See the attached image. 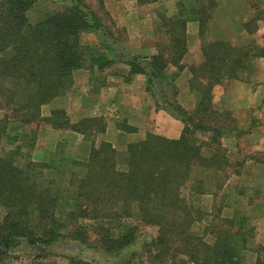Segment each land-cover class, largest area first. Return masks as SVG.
I'll return each instance as SVG.
<instances>
[{
    "label": "trees",
    "instance_id": "trees-1",
    "mask_svg": "<svg viewBox=\"0 0 264 264\" xmlns=\"http://www.w3.org/2000/svg\"><path fill=\"white\" fill-rule=\"evenodd\" d=\"M33 4L34 0L0 1V109L5 110L0 118V260L21 238L49 244L70 235L88 243L91 234L105 251L120 257L136 243L140 226H156L158 234L146 249L154 264H241L256 230L251 223L254 214L220 216L200 232L198 225L207 211L195 198L223 189L226 183L210 181L221 163L231 165L222 160L217 136L232 130L226 122L233 114L214 107L213 88L248 78L243 72L249 71L254 58L264 56V47L254 40L243 45L227 40L202 43L204 60L190 67L198 101L190 116L176 107L184 122L178 138L148 131L123 150L107 140L98 146L92 140L86 161L60 154L56 158V152L50 162L34 161L39 135L34 123L90 134L106 130L104 117L71 123L64 109L45 116L42 106L72 87L77 69L104 68L111 59L101 46L83 41L85 32L102 28L96 12L76 3L32 21ZM215 5V0H194L175 17L160 15L169 40L150 62L154 77H166L167 62L177 63L184 54L186 21L199 20L204 32ZM198 131L213 135L205 139ZM130 259L116 264H131Z\"/></svg>",
    "mask_w": 264,
    "mask_h": 264
},
{
    "label": "crops",
    "instance_id": "crops-1",
    "mask_svg": "<svg viewBox=\"0 0 264 264\" xmlns=\"http://www.w3.org/2000/svg\"><path fill=\"white\" fill-rule=\"evenodd\" d=\"M193 2L194 0H166V3L162 5V0L147 4H140L137 0H116L115 4L110 7V10L113 11L111 13L116 25L126 31L129 38L126 41H117V47L111 44L115 50L108 47L105 53L111 62L104 68L94 65L77 69L74 73L73 91L70 99L59 96L44 104L42 106L43 115L48 116L53 109H64L69 115L71 123L84 117L107 116V120L110 119L113 122L111 126L107 124L103 134H108L109 129L115 133L113 145L117 149V146H127L128 143L142 138L143 131H152L170 138L180 137L184 129L181 117H176L173 121L170 119L167 124L160 122L159 128L151 127L152 122L149 119L151 115L153 118L164 117L165 120L167 114L166 111L163 112V109L159 110L157 106V98L154 95L157 77H154L156 74L151 72L150 62L153 56L161 54V51L165 49V46L162 48L163 45L156 36L157 30L164 28L160 23V15L175 17L184 7L183 5L190 7ZM215 2L216 5L209 10L210 16L204 32L201 33L199 20L192 18L186 21L185 52L179 62H167L163 74L165 73L166 78L170 80L176 77L174 81L177 86L178 78L186 76L190 78L192 75L190 67L199 65L204 60L201 49L204 41L227 40L236 45H243L254 40L260 47L264 45V41L259 40L264 36V0L259 1L261 8L257 6L259 10L255 11L263 14L254 13L247 17L246 13L250 14L252 11L249 9L250 5H247L249 0H215ZM158 3L160 6L157 7L159 9L157 12L155 4ZM150 7V11H152L150 16L140 15V11ZM245 25L247 26L245 27ZM142 28H150L151 31L145 33ZM168 40L169 38H167V42ZM168 56L169 54L165 53V57L168 58ZM260 59L264 61V56ZM136 67H140L141 70H135ZM261 72L262 69H260V75ZM169 73L172 74V77L169 76ZM166 78L164 77V79ZM257 84L254 86L247 78L231 79L229 84H216L213 88V104L219 111L228 109L233 111V115L235 113L240 118L242 116L241 123L246 125L251 122L248 121V118L251 116L252 109L262 104L264 100V83L258 81ZM64 101L65 103L61 104ZM47 106H49V110L46 112ZM3 115L4 111L0 109V118ZM121 116H124L122 120L119 119ZM44 128L43 131L41 129L42 134L38 135L37 144L44 140L43 134H46L52 142L67 143L69 146L68 155L71 158L75 160L88 159L93 141L84 132L72 127L54 128L50 124ZM100 134L102 133L98 135ZM235 137L232 133L228 134L229 140H234ZM119 139H123L125 142L121 143ZM84 140L89 142V146L81 154L78 152L77 146L81 145ZM245 162L243 166L241 163L243 173L250 169L249 164L253 161ZM254 165L262 169L264 162L254 161ZM257 204L264 207V199L261 198ZM256 221L261 226L257 227L254 224ZM251 223L257 227L261 244H264V212L257 216L254 215ZM251 243L252 241L249 243L248 250H250Z\"/></svg>",
    "mask_w": 264,
    "mask_h": 264
},
{
    "label": "rangeland",
    "instance_id": "rangeland-1",
    "mask_svg": "<svg viewBox=\"0 0 264 264\" xmlns=\"http://www.w3.org/2000/svg\"><path fill=\"white\" fill-rule=\"evenodd\" d=\"M259 1L260 0H249L247 5H250L249 9L252 11L250 14L246 13V17L248 15H254V13H258L259 15L262 13L255 12L259 10L257 6L261 8ZM115 2L116 0H105L104 4H101L100 0H34V4L29 11V16L32 21H39L50 12L65 9L68 5L81 3L83 7H86L87 11L91 10L92 12H96L97 19L98 21L100 20L102 24V28H100L99 32L93 30L83 34L84 43L90 44L93 47L101 46L103 49L102 51H107L110 44L112 50H115L113 47H117V41H126L127 38H129L126 31L117 26L114 21V16L111 13L112 9L110 10V7L113 6ZM160 3L155 4L157 5L155 7L157 12L159 11L157 7L160 6ZM165 3L166 0H162V5ZM150 10L151 7L148 9L145 8L142 12L140 11V15L148 17L150 13H152ZM142 30L145 31V33L151 31L150 28H142ZM156 36L158 37V41H161L163 45L162 48L167 45L168 37L165 28L158 29ZM260 39L263 42L264 36L260 37L259 40ZM167 53L169 54V52ZM260 58L261 57L254 58L249 71L243 72L245 74L248 73L249 77L247 79L253 83L254 86H256L255 84H257L258 81L264 83V61ZM84 68L86 67L82 69ZM260 69H262L261 75ZM169 76L172 77V74L169 73ZM96 78H98V76H96ZM175 79L170 80L167 78L164 79V77H157L155 80L156 90L154 91V95L155 98H157V106L159 110L163 109V112L166 111L167 118H165V120L164 117L153 118L151 115L149 119L152 122L151 127L154 129L160 127V122L167 124V121L170 119L173 121L176 117H182L183 114L176 109L177 106L185 108L189 116L193 114V109L198 101V95L192 90L193 75H191L190 78L187 76L178 78V86L174 81ZM72 91L73 86L61 97L70 99ZM64 103L65 101L61 102V104ZM47 107L45 110L46 112L49 110V106ZM214 107L216 108L217 106L214 104ZM3 111L5 113V110ZM220 111L224 113L228 112V114L230 111L233 114V111L228 109H222ZM239 115L241 116L242 114ZM106 117H104L106 122H109L110 119L108 121ZM122 118H124V116H121V118L119 117L120 120H122ZM241 118L235 113L233 116L230 114V119H227L226 123H230L233 127L232 130L229 133L225 132V134L217 136L219 143L217 149L221 152L222 160H228L231 165L228 167L227 164L222 165L221 163L215 171V175L213 176L214 179L212 181L209 180L210 183H217V181L218 183H226L223 189L217 191L214 195L203 194L195 198L198 204L207 211L206 218L198 225L200 232H202L204 227L209 225L213 219H215V221L220 219V216L232 215L234 212H237L238 215L245 213L246 215L254 214L257 216L259 213L264 212V207H259L257 205L264 191V167L261 169L254 165V161L264 162V100L262 104L252 109L251 116L248 118V121H251L250 123L243 125L241 123ZM112 122L113 120L107 123L109 124L108 126H111ZM47 124L48 123L40 121L38 125L36 123L33 125L38 128V134H42ZM121 124H123L122 121ZM94 128L96 129L97 127ZM147 132L148 131H143L142 136H145ZM230 133L236 136L234 140H229L228 134ZM246 133H248V135H246ZM197 134L202 138L210 140L213 132L203 133L198 131ZM85 135L91 138V140H94L96 146L100 145L103 140L110 141L113 144V138L115 137V133L110 131V129L108 134H90L86 131ZM43 136L45 137V141L41 140L40 144L36 143L32 151V159L34 161L50 162V158H54V152L57 153L56 158L60 154L68 159H73L68 155L69 146L67 143L62 141L52 142V140H49L48 135L43 134ZM119 140H121V143L125 142L123 139ZM88 146L89 142H85L84 140L81 145L77 146L79 149L78 152L82 154ZM117 147L123 150L126 148V145ZM24 151H28V148L25 147ZM80 160L86 161L87 158ZM21 161L23 162L25 160L21 159ZM245 161L253 162L249 164L250 169L243 173L241 169ZM223 167L224 171L222 172ZM225 177L226 180L224 181ZM209 181L207 180V182ZM184 193L188 195V190H184ZM190 199L194 200V198ZM196 200L195 203L197 204ZM254 224L257 227L261 226L257 221L254 222ZM258 233V230H256L251 238L250 242L252 241V243L250 244V250L245 252V259L241 264H264V244H261V237H259ZM157 234L158 228L156 226H140L139 237L136 243L131 246V249H126L125 254L120 257L117 254L115 255L113 251H105L100 246L98 238L94 234H91L88 243H82L70 235H65L49 244L46 240L38 239L37 242H33L29 239L21 238L18 243H13L8 248L9 254L5 255L4 258L0 260V264H116V262L121 259L128 258H131V264H154L149 257L151 253L147 252L146 249L150 246L148 245L151 243L150 241L155 238ZM210 237L211 236H207V238ZM133 251H135L136 254L132 256V254L129 253Z\"/></svg>",
    "mask_w": 264,
    "mask_h": 264
}]
</instances>
